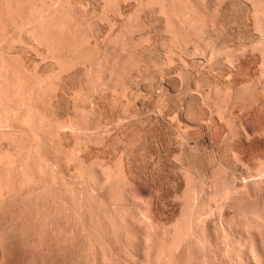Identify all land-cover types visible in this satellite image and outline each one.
I'll list each match as a JSON object with an SVG mask.
<instances>
[{
	"label": "rangeland",
	"instance_id": "obj_1",
	"mask_svg": "<svg viewBox=\"0 0 264 264\" xmlns=\"http://www.w3.org/2000/svg\"><path fill=\"white\" fill-rule=\"evenodd\" d=\"M170 1L0 0V220L17 224L0 227V264L263 263L264 45L253 14ZM186 207L212 211L187 240Z\"/></svg>",
	"mask_w": 264,
	"mask_h": 264
},
{
	"label": "bare ground",
	"instance_id": "obj_2",
	"mask_svg": "<svg viewBox=\"0 0 264 264\" xmlns=\"http://www.w3.org/2000/svg\"><path fill=\"white\" fill-rule=\"evenodd\" d=\"M23 1H24V0H23ZM171 1H172V0H171ZM171 1H170V2H171ZM184 1H185V0H184ZM196 1H197V0H196ZM203 1L205 2L206 0H203ZM208 1H209V0H208ZM212 1H214V0H212ZM215 1H216L217 3L214 4V5H216V8H218V9H222V6H223L224 4H226V3H228V4H234V5H235V3H239V5H242V4L244 5V4H245V5H246L245 7H247V8H246V11H247V9H248L249 14H250V15L253 14V15L250 17V19L248 18L249 21H247L249 27H251L250 31H253V32H251L250 34L253 33V34L256 36L255 38L260 42V45H261V43H263V45H264V0H215ZM148 2H149V1H148ZM164 2H165V1H164ZM173 2H174V1H173ZM186 2H187V1H186ZM149 3H150V2H149ZM149 3H148V4H149ZM167 3H168V2H167ZM154 4H156V3L153 2V5H154ZM162 4H165V3H161V5H162ZM190 4H191V3H190ZM200 4H201V3H200ZM206 4H207V3H206ZM156 5H158V3H157ZM168 5H169V4H168ZM191 5H192V4H191ZM221 5H222V6H221ZM226 5H227V4H226ZM226 5H224V6H226ZM237 5H238V4H237ZM159 6H160V5H159ZM162 6H163V5H162ZM186 6H187V5H186ZM188 6H189V5H188ZM198 6H199V5H198ZM206 6H207V5H206ZM220 6H221V7H220ZM224 6H223V8H224ZM227 6H228V5H227ZM166 7H167V6H166ZM191 7H192V6H191ZM228 7H229V6H228ZM159 8H160V7H159ZM164 8H165V7H164ZM167 8H168V7H167ZM177 8H178V7H177ZM194 8H195V6H194ZM196 8H197V7H196ZM196 8H195V9H196ZM202 8H203V7H202ZM214 8H215V7H214ZM225 8H226V7H225ZM170 9H171V8H170ZM185 9H186V8H185ZM185 9L183 8V10H185ZM218 9H216V11H217ZM167 10H168V9H167ZM174 10H175V9H174ZM187 10H188V9H187ZM198 10H199V9H198ZM208 10H209V9H208ZM161 11H162V10H161ZM179 11H180V10H179ZM216 11H215V12H216ZM225 11H226V10H225ZM250 11L252 12V14H251ZM164 12H165V10H164ZM174 12H175V11H174ZM220 12H221V11H220ZM31 13L33 14L32 11H31ZM35 13H36V12H35ZM169 13H170V12H169ZM169 13H168V14H169ZM178 13H179V12H178ZM182 13H183V12H182ZM192 13H194V12H192ZM196 13H197V12H196ZM200 13H201V12H200ZM202 13H203V12H202ZM217 13H219V12H217ZM36 14H37V13H36ZM159 14H160V13H159ZM170 14H171V13H170ZM30 15H31V14H30ZM33 15H34V14H33ZM38 15H39V13H38ZM38 15H35L34 17H36V16H38ZM164 15H165V14H164ZM247 15H248V14H247ZM31 17H32V15H31ZM29 18H30V17H29ZM29 18H28V19H29ZM246 18H247V17H246ZM28 21H29V20H28ZM31 21H33V19H32ZM35 21H36V20H35ZM170 24H171V23H170ZM170 24H169V25H170ZM217 24H218V23H217ZM206 25H207V24H206ZM170 26H171V25H170ZM212 27H215V26H212ZM216 27H217V26H216ZM249 27H248V30H249ZM167 28H169V26H168ZM170 29H171V28H170ZM210 30H211V29H210ZM215 31H216V30H215ZM207 32H209V31H207ZM216 32H217V31H216ZM177 36H178V34H177ZM179 36H180V35H179ZM180 37H181V36H180ZM250 37H251V36H250ZM255 38H254V39H255ZM179 39H180V38H179ZM256 39H255V40H256ZM172 40H173V39H172ZM255 40H253V41H255ZM181 41H182V40H181ZM239 41H240V40H239ZM179 42H180V41H179ZM255 42H256V41H255ZM176 43H177V42H176ZM241 43H242V42H241ZM256 44H259V43L257 42ZM258 46H259V45H258ZM261 47H262V46H261ZM250 48H251V47H250ZM252 48H254V47H252ZM254 49H257V48H254ZM260 52H261V51H260ZM262 53H263V52H262ZM263 55H264V53H263ZM4 68H5V66H4ZM1 70H4L3 67H2ZM0 72H1V71H0ZM4 74H5V73H4ZM4 74H3V75H4ZM3 75H2V76H3ZM2 76H1V73H0V84H1V82H2V79L4 78V77H2ZM3 81L6 82L5 80H3ZM2 84H3V83H2ZM2 84H1V86H4V85H2ZM5 84H6V83H5ZM5 86H6V85H5ZM2 88H3V87H2ZM2 88L0 87V90H1ZM21 121H22V120H21ZM23 121H25V120H23ZM22 169H23V167H22ZM23 170H24V169H23ZM21 171H22V170H21ZM25 171H26V169H25ZM22 172H23V171H22ZM20 173H21V172H20ZM26 173H27V171L25 172L24 175H26ZM27 174H28V173H27ZM27 177H28V175H27ZM29 177H30V176H29ZM106 177H107V176H106ZM110 177H111V176H110ZM25 178H26V177H25ZM25 178H24V179H25ZM19 179H20V178H19ZM22 179H23V177H22ZM29 180H30V179H29ZM17 181H18V180H17ZM20 182H21V180H20ZM20 182H19V184H20ZM22 182H24V181L22 180ZM25 182H26V180H25ZM34 182H35V181H34ZM36 182H37V181H36ZM36 182H35V183H36ZM15 183H16V182H15ZM38 183H39V182H38ZM38 183H37V184H38ZM30 184H31V180H30ZM40 184H41V183H40ZM20 185H21V184H20ZM15 186H16V185H15ZM15 186H14V187H15ZM18 186H19V185H18ZM33 186H34V185H33ZM35 186H36V185H35ZM7 187H8V186H7ZM10 187H12V185L9 186L8 188H10ZM39 187H40V186H39ZM42 187H43V185H42ZM42 187H41V188H42ZM2 188H3V187H2ZM35 188H36V187H35ZM41 188H40V189H41ZM5 189H6V188H5ZM5 189H3V190H5ZM10 189H11V188H10ZM40 189H38V190L40 191ZM1 190H2V189H1ZM3 190H2V192L4 193ZM7 190H8V189H7ZM32 190H33V188H32ZM32 190H31V191H32ZM41 190H42V189H41ZM9 191H10V193H11L12 191L14 192V191H16V190H8V192H9ZM33 191H34V190H33ZM33 191H32V192H33ZM42 191H43V190H42ZM2 192L0 191V196H2V194H1ZM13 192H12V193H13ZM34 192H35V191H34ZM40 192H41V191H40ZM129 192H130V191H129ZM136 192H137V191H136ZM36 193H37V192H36ZM42 193H43V192H41V194H42ZM209 193H210V192H209ZM7 194H8V193H7ZM34 194H35V193H34ZM38 194H40V193L38 192ZM127 194H128V193H127ZM213 194H214V193H213ZM213 194H212V195H213ZM4 195H6V194H4ZM9 195H10V194H9ZM129 195H130V194H129ZM131 195H132V193H131ZM212 195H211V197H213ZM220 195H221V194H220ZM220 195H218V196L220 197ZM35 196H36V195H35ZM208 196H210V194H208ZM223 196H224V195H223ZM2 197H3V196H2ZM2 197H1V199H2ZM13 197H15V196H13ZM39 197H40V196H39ZM131 197H134V195L131 196ZM221 197H222V195H221ZM9 198H10V197H9ZM9 198H8V199H9ZM11 198H12V197H11ZM36 198H37V196H36ZM127 198H128V197H127ZM213 198H214V197H213ZM216 198H217V195H216ZM223 198H224V197H223ZM5 199H6V198H5ZM34 199H35V198H33L32 200H34ZM130 199H131V198H130ZM209 199H210V198H209ZM214 199H215V198H214ZM214 199H212V200H214ZM218 199H219V198H218ZM10 200H11V199H10ZM30 200H31V199H30ZM114 200H115V199H114ZM212 200H211V201H212ZM216 200H217V199H216ZM5 201H7V200H5ZM122 201H123V200H122ZM122 201H121V202H122ZM208 201H209V200H208ZM219 201H220V200H219ZM219 201H218V202H219ZM2 202H4V201H2ZM30 202H31V201H30ZM185 202H186V201H185ZM206 202H207V201H205V204H206ZM215 202L217 203V201H215ZM221 202H222V201H221ZM227 202H228V201H227ZM7 203H10V202H7ZM117 203H118V202H117ZM117 203H115V204H117ZM187 203H188V202H187ZM187 203H186V204L184 203V205H187ZM207 203H209V202H207ZM213 203H214V202H213ZM1 204H2V203H1ZM209 204H210V203H209ZM219 204H220V203H218V205H219ZM223 204H224V203H223ZM223 204H222V205H223ZM2 205H3V204H2ZM218 205L215 204V206H217V207H218ZM260 205H261V204H260ZM189 206H190V205H189ZM254 206H255V205H254ZM254 206H253V207H254ZM1 207H2V206H1ZM5 207H7V206H5ZM157 207H158V206H157ZM183 207L185 208V206H183ZM204 207H205V206H204ZM210 207H212V206H211V205L208 206L207 209H209ZM217 207H216V208H217ZM220 207H221V206H220ZM153 208H154V207H153ZM189 208H192V207H186V209H183V208H182V209L185 210V212H187L186 210L189 209ZM198 208H200V207H198ZM214 208H215V207H214ZM218 208H219V207H218ZM218 208H217V210H218ZM222 208H223V207H222ZM249 208H250V207H249ZM257 208H258V207H257ZM0 209H1V208H0ZM5 209H6V208H5ZM148 209H149V208H148ZM150 209H151V208H150ZM201 209H202V208H201ZM201 209L198 210V211L200 212L199 214H198L197 211H195V213H193V212H194L193 208H192V209H189V210H193L192 212H190L189 218L184 219V220H183V219H180V220H181L180 222L178 221V222H179L178 224H180L181 222H183V223L180 224L179 228H180V231H181V229H182V231L184 230L183 232H185L184 234H187V235H185L186 237H184V239H186V238L188 239V234H190L192 231L195 232L194 229H195L196 227H198L200 224L202 225V223H201V222H202V221H201V216H202V219H203V217H205L203 213L205 212L204 210H205L206 208H205V209H202V210H201ZM207 209H206V210H207ZM1 210H2V209H1ZM9 210H10V209H8V211H9ZM183 210H182V211H183ZM195 210H196V208H195ZM210 210H212V208H210ZM210 210H208V212H207L208 214H212V211H213V210H212L211 212H210ZM215 210H216V209H215ZM254 210H255V209H254ZM254 210L252 211V213H254ZM257 210H258V209H257ZM257 210H256V211H257ZM260 210H261V209H260ZM262 210H263V208H262ZM140 211H141V210H140ZM201 211H202V214H201ZM250 211H251V210H250ZM256 211H255V212H256ZM1 212H2V211H1ZM3 212H4V211H3ZM6 212H7V211H6ZM6 212H4V213H6ZM11 212H13V211H11ZM11 212H10V213H11ZM196 212H197V213H196ZM152 213H153V212H152ZM156 213H157V212H156ZM207 213L205 212L206 216L208 215ZM2 214H3V213H2ZM13 214H14V213H13ZM138 214H139V212H138ZM153 214H154V213H153ZM181 214H182V213H181ZM258 214H259V213L257 212V215H258ZM261 214H262V212H261ZM261 214H260V215H261ZM136 215H137V214H136ZM144 215H145V214H144ZM150 215H151V211H150ZM150 215H147V211H146V216H148L147 218L152 219V221L149 219V220H150L149 222L152 223L153 220H156V219H155L154 216H152V218L149 217ZM184 215H185V214H184ZM187 215H188V214H187ZM187 215H186L185 217H187ZM221 215H222V214H221ZM260 215H259L258 218H259V219L261 218L262 223H264V215L262 214L261 217H260ZM0 216H1V215H0ZM6 216H7V215H6ZM16 216H17V215H16ZM125 216H126V215H125ZM141 216H142V215H141ZM146 216H144V217H146ZM208 216H210V215H208ZM208 216H207V217H208ZM11 217H12V216H11ZM20 217H21V216H20ZM126 217H127V216H126ZM138 217H139V216H138ZM138 217H133V218H138ZM144 217H142V218H144ZM181 217L183 218V216H181ZM181 217H180V218H181ZM3 218H4V217H3ZM8 218H9V220H10V216H8ZM15 218H16V217H15ZM124 218H125V217H124ZM133 218H132V219H133ZM142 218H140V219L138 218V219L141 220ZM147 218H145V219H147ZM178 218H179V217H178ZM208 218H209V217H208ZM208 218H207V220H208ZM230 218H232V217H230ZM11 219H12V218H11ZM24 219H25V218H24ZM113 219H114V218H113ZM145 219H144V220H145ZM211 219H212V218H211ZM221 219H222V218H221ZM259 219H257V220H259ZM2 220H3V219H2ZM6 220H7V219H6ZM16 220H17V219H16ZM22 220H23V219H22ZM41 220H42V219H41ZM123 220H124V219H123ZM123 220H122V221H123ZM139 220H138V222H139ZM142 220H143V219H142ZM144 220H143V221H144ZM160 220H161V219H160ZM230 220H231V219H230ZM248 220H249V219H248ZM257 220H256V221H257ZM261 220H260V221H261ZM19 221H20V220H19ZM23 221H24V220H23ZM43 221H44V219H43ZM108 221H109V220H108ZM114 221H117V220H114ZM124 221H125V220H124ZM199 221H201V222L199 223ZM203 221H204V219H203ZM220 221H222V220H220ZM220 221H219V223H220ZM6 222H7V223H6ZM6 222H5V223H2L1 220H0V227H3L4 229H6V232H7V230H8V232H10L9 228L11 229V227H10L11 224H10V226H9V225H8V221H6ZM17 222H18V221H17ZM25 222H26V220H25ZM41 222H42V221H41ZM131 222H132V221H131ZM144 222H145V221H144ZM144 222H143V225H144ZM146 222H148V219H147ZM154 222H155V221H154ZM157 222H158V221H156V223H157ZM204 222H205V221H204ZM212 222H213L214 224H216V222H214V221H212ZM244 222H245V220H244ZM251 222H252V221H251ZM12 223H13V221H12ZM109 223H110V222H109ZM114 223H115V222H114ZM114 223H113V225H114ZM123 223H124V222H123ZM141 223H142V222H141ZM151 223H150V225H151ZM205 223H206V222H205ZM229 223H230V222H229ZM229 223H228V220H227V221H226V220L224 221V218H223V221L219 224V226H217L218 228H219V227L221 228V230H222V232H223V235H225L226 238H227V237H228V238H231V237H229V236H231V233H232L231 228H232V227H231V224H229ZM232 223H233V222H232ZM249 223H250V222H249ZM253 223H254V222H253ZM262 223H261V224H262ZM107 224H108V223H107ZM134 224H136V223H134ZM139 224H140V223H139ZM153 224L155 225V223H153ZM157 224H158V223H157ZM174 224H175V223H174ZM178 224H177V226H178ZM182 224H183V226H182ZM214 224L212 225V223H211L212 226H214ZM259 224H260V223H259ZM16 225H17V224H16ZM16 225H13V224H12V229H13V228H16V227H17ZM110 225H112V224H110ZM119 225H120V224H119ZM127 225H129V224H127ZM146 225H148V224H146ZM150 225H149V226H150ZM203 225H205V224H203ZM203 225H202V226H203ZM208 225L210 226V224H208ZM14 226H16V227H14ZM131 226H132V225H131ZM174 226H175V225H174ZM177 226H176V227H177ZM215 226H216V225H215ZM244 226H245V223H244ZM248 226H249V228H250L252 225L248 224ZM259 226H260V225H259ZM261 226H262V225H261ZM112 227H113V226H112ZM115 227H116V226H115ZM120 227H121V226H120ZM127 227H128V226H127ZM141 227H142V225H141ZM146 227H147V226H146ZM146 227H145V228H146ZM152 227H153V225H152ZM154 227H155V226H154ZM194 227H195V228H194ZM199 227H201V226H199ZM203 227H204V226H203ZM236 227H237V226H236ZM246 227H247V226H246ZM263 227H264V225H263ZM19 228H20V227H19ZM24 228L26 229V227H24ZM24 228H23V229H24ZM89 228H90V226H89ZM106 228H108V227H106ZM125 228H126V227H125ZM125 228H124V230H125ZM139 228H140V227H139ZM148 228H150V227H148ZM183 228H184V229H183ZM206 228H207V227H206ZM208 228H209V227H208ZM214 228H215V230H216V227H214ZM214 228H213V229L210 228V229H211V230H214ZM239 228H240V227H239ZM252 228H254V227H252ZM0 229H1V228H0ZM4 229H3V231H4ZM12 229H11V231H12ZM25 229H24V230H25ZM83 229H84V228H83ZM86 229H88V228L86 227ZM86 229H85V230H86ZM111 229H113V228H111ZM114 229H115V228H114ZM141 229H142V228H141ZM152 229H153V228H152ZM158 229H159V228H158ZM175 229H176V228H175ZM243 229H245V228L243 227ZM14 230L16 231V229H14ZM20 230H21V229H20ZM176 230H177V229H176ZM176 230H173V231H176ZM249 230H250V229H249ZM25 231H26V230H25ZM87 231H88V230H87ZM117 231H118V230H117ZM122 231H123V229H122ZM137 231H138V230H137ZM143 231H144V230H143ZM152 231H153V230H152ZM154 231H155V230H154ZM157 231H158V230H157ZM178 231H179V229H178ZM245 231H246V230H245ZM247 231H248V228H247ZM255 231H257V230H255ZM18 232H19V229H18ZM113 232H114V231H112V233H113ZM138 232H140V231H138ZM148 232H149V231H148ZM150 232H151V231H150ZM176 232H177V231H176ZM183 232H182V233H183ZM248 232H249V231H248ZM250 232H251V230H250ZM12 233H14V232H12ZM20 233H21V232H20ZM22 233H24V232H22ZM143 233H144V232H143ZM178 233H179V232H178ZM215 233H216V232H215ZM6 234H7V233H6ZM18 234H19V233H18ZM25 234H26V233H25ZM116 234H117V233H116ZM174 234H175V233H174ZM180 234H181V233H180ZM191 234H192V233H191ZM191 234H190V235H191ZM199 234H200V233H199ZM251 234H252V233H251ZM14 235H16V234L14 233ZM88 235H89V234H88ZM129 235H130V234H129ZM145 235H146V234H145ZM150 235H151V233H150ZM175 235L177 236V234H175ZM181 235H182V234H181ZM232 235H234V234H232ZM18 236H23V235H18ZM24 236H25V235H24ZM89 236H90V235H89ZM117 236H118V235H117ZM125 236H126V235H125ZM127 236H128V235H127ZM141 236H142V233H141ZM148 236H149V235H147V238H146V239H148ZM163 236H164V235H163ZM102 237H103V236H102ZM114 237H115V236H114ZM128 237H129V236H128ZM130 237H131V236H130ZM142 237H143V236H142ZM172 237H173L172 239H174L175 236L173 235ZM125 238H126V237H125ZM153 238H154V237H153ZM161 238H162V237H161ZM177 238H178V236H177ZM228 238H227V239H228ZM255 238H256V237H255ZM103 239H104V238H103ZM115 239H116V238H115ZM130 239H131V238H130ZM143 239L145 240L144 237H143ZM143 239H141V240L139 239V240L142 241ZM172 239H171V240H172ZM175 239H176V238H175ZM178 239L180 240V239H182V237H181V238H178ZM184 239H183V240H184ZM187 239H186V240H187ZM189 239H190V238H189ZM88 240H89V239H88ZM127 240H129V239L127 238ZM152 240H153V239H152ZM169 240H170V239H169ZM176 240H177V239H176ZM194 240H195V239H194ZM228 240H229V239H228ZM231 240H232V239H231ZM252 240H253V239H252ZM191 241H192V239H191ZM229 241H230V240H229ZM0 242H1V241H0ZM144 242H145V241H144ZM148 242H150V239L146 242V245H147ZM152 242H153V241H152ZM164 242H165V241H164ZM171 242H172V241H171ZM180 242H181V241H180ZM180 242H177V241H176V244H174V246H173V245L171 246V244H170V246L172 247V248H171V251H172V252H173L174 247L179 246V243H180ZM182 242H183V241H182ZM184 242H185V240H184ZM256 242H257V241H256ZM173 243H174V241H173ZM232 243H233V241L231 242V244H232ZM263 243H264V242H263ZM127 244H128V243H127ZM151 244H153V243H151ZM163 244H164V243H163ZM199 244H200V243H199ZM231 244H230V245H231ZM251 244H252V243H251ZM106 245H107V244H106ZM113 245H114V244H113ZM142 245H143V244H142ZM144 245H145V243H144ZM144 245H143V246H144ZM155 245H156V244H155ZM233 245H234V244H232V246H233ZM241 245H242V244H241ZM127 246H128V245H127ZM150 246H151V245H147L148 248H149ZM153 246H154V245H153ZM153 246H152V247H153ZM162 246H163V245H162ZM180 246H181V245H180ZM180 246H179V247H180ZM188 246H189V245H188ZM90 247H91V246H90ZM144 247H145V246H144ZM147 247H145V248L147 249ZM152 247H151V248H152ZM154 247H155V246H154ZM166 247H167V246H166ZM179 247H177V248H179ZM186 247H187V245H186ZM197 247H198V246H197ZM252 247H253V246H252ZM159 248H161V247H159ZM168 248H169V246H168ZM199 248H200V247H199ZM0 249H1V248H0ZM153 249H154V248H153ZM155 249H158V248L156 247ZM163 249H164V248H163ZM181 249H182V248H181ZM240 249H241V248H240ZM251 249H252V248H251ZM140 251H141V250H140ZM150 251H151V249L148 251V253H147L146 256H148V254H150V253H149ZM153 251H154V250H153ZM157 251H158V250H157ZM157 251H156V252H157ZM110 252H111V251H110ZM124 252H125V251H124ZM126 252H127V251H126ZM159 252H161V251H159ZM169 252H170V251H169ZM251 252H252V251H251ZM253 252H254V251H253ZM260 252H261V251H260ZM154 253H155V252H154ZM157 253H158V252H157ZM189 253H190V252H189ZM258 253H259V252H258ZM110 254H111V253H110ZM158 254H159V255H158V257H159L160 254H163V251H162V253H158ZM168 254H169V253H168ZM170 254H171V252H170ZM170 254H169V255H170ZM178 254H179V253H178ZM181 254H182V253H181ZM230 254H231V253H230ZM2 255H3V254H2ZM93 255H94V254H93ZM156 255H157V254H156ZM171 255H174V254H171ZM245 255H246V254H245ZM251 255H253V254H251ZM254 255L256 256V255H259V254H257V251H256V252H254ZM254 255H253V258L255 259L256 257H254ZM146 256H145V257H146ZM163 256H165V254H164ZM166 256H167V255H166ZM166 256H165V257H166ZM112 257H114V256H112ZM143 257H144V256H143ZM151 257H152V256H151ZM165 257H164V258H165ZM171 257H172V256H171ZM174 257H175V255H174ZM176 257H177V256H176ZM192 257H193V256H192ZM172 258H173V257H172ZM172 258H167V261H168V259L171 260ZM202 258H203V257H202ZM241 258H242V255H241ZM248 258H249V257H248ZM250 258H251V257H250ZM258 258H259V257H258ZM0 259H1V258H0ZM3 259H4V258H3ZM108 259H109V258H108ZM147 259H150V258H147ZM156 259H157V257L155 258V261H157ZM160 259H162V256H161V258L158 259V261H159ZM199 259H200V258H199ZM238 259H239V257H238ZM254 259H253V260H254ZM259 259H262V260H261V261L263 262L262 264H264V252L260 254V258H259ZM97 260H98V259H97ZM145 260H146V258H145ZM152 260H153V259H152ZM164 260H166V259H164ZM243 260H244V259H243ZM246 260H247V259H246ZM256 260H257V258H256ZM0 261H2V260H0ZM95 261H96V260H95ZM111 261H112V260H111ZM131 261H132V260H131ZM160 261H161V260H160ZM172 261H173V260H172ZM172 261H171V262H172ZM247 261H248V260H247ZM258 261H259V260H258ZM147 262H148V261H146L145 263L147 264ZM169 262H170V261H169ZM171 262H170V263H171ZM175 262H176V261H175ZM177 262H178V261H177ZM240 262H242V261H240ZM249 262H250V261H249ZM254 262H256V261H253V263H254ZM0 263H1V262H0ZM94 263H95V262H94ZM103 263H106V261H104ZM141 263H142V262H141ZM148 263H149V262H148ZM152 263H153V261H152ZM157 263H158V264H161L160 262H157ZM166 263H168V262H166ZM166 263H165V264H166ZM170 263H169V264H170ZM234 263H235V262H234ZM238 263H239V262H238ZM258 263H259V262H258ZM95 264H96V263H95ZM116 264H117V263H116ZM142 264H144V263H142ZM149 264H150V263H149ZM154 264H155V263H154ZM163 264H164V263H163ZM172 264H173V263H172ZM242 264H243V263H242ZM256 264H257V263H256Z\"/></svg>",
	"mask_w": 264,
	"mask_h": 264
}]
</instances>
